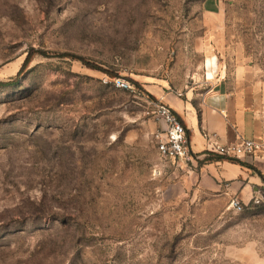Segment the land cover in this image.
<instances>
[{
    "label": "rangeland",
    "instance_id": "374dc122",
    "mask_svg": "<svg viewBox=\"0 0 264 264\" xmlns=\"http://www.w3.org/2000/svg\"><path fill=\"white\" fill-rule=\"evenodd\" d=\"M222 6L212 46L206 0H0V264H264V199L161 157L142 92L202 83L206 53L244 68L264 156V0Z\"/></svg>",
    "mask_w": 264,
    "mask_h": 264
},
{
    "label": "crops",
    "instance_id": "0c3cea01",
    "mask_svg": "<svg viewBox=\"0 0 264 264\" xmlns=\"http://www.w3.org/2000/svg\"><path fill=\"white\" fill-rule=\"evenodd\" d=\"M205 15L212 27L205 40L212 46L222 44L219 26L224 19L222 0H206ZM244 74V68L240 67L231 79L221 58L206 53L202 83L183 93L172 92L164 85L153 87L151 94L156 101L168 105L184 123L190 148L199 161L218 155L212 153L214 145L237 144L242 139L261 140L262 126L257 112L260 97L256 87L245 83ZM232 160L206 162L199 165L198 174H192L198 175L201 188L229 202L237 198L245 205L258 203L264 198V156L239 160L246 166Z\"/></svg>",
    "mask_w": 264,
    "mask_h": 264
},
{
    "label": "built area",
    "instance_id": "2783aa9c",
    "mask_svg": "<svg viewBox=\"0 0 264 264\" xmlns=\"http://www.w3.org/2000/svg\"><path fill=\"white\" fill-rule=\"evenodd\" d=\"M116 86L122 90H133L132 85L122 79L116 81ZM153 108L159 122V126L153 134L157 152L161 157L177 162L178 166L191 169L200 158L195 156L190 148V140L184 123L168 105L160 101H155ZM261 152L262 143L260 141L246 139H242L237 144L214 145L212 148V153L233 160L260 155ZM229 208L241 212L244 209V204L239 199L232 198Z\"/></svg>",
    "mask_w": 264,
    "mask_h": 264
},
{
    "label": "trees",
    "instance_id": "16d2710c",
    "mask_svg": "<svg viewBox=\"0 0 264 264\" xmlns=\"http://www.w3.org/2000/svg\"><path fill=\"white\" fill-rule=\"evenodd\" d=\"M62 57L72 58L73 60L81 61L87 67L93 68V69H97V67L95 65H92L86 59H83L81 57H74V56L69 55V54H64V55H62ZM17 82H18L17 79L15 81L7 82V83L0 82V86H11V85L17 84ZM131 82L136 88H138L139 90H142V88H141V86H140V84L138 82H135V81H131ZM142 92H144L148 96L149 99H152V100L156 101V99L151 94H149V93H147L145 91H142ZM225 159L226 158L221 156V155L209 156V157L205 158L203 161H200L199 165L202 166L206 162H216V161L225 160ZM232 161L233 162H237V163L241 164L242 166H246L245 163H242L239 160H232ZM263 179H264V177H263ZM251 204H253V203H250L247 206L249 207V206H251Z\"/></svg>",
    "mask_w": 264,
    "mask_h": 264
},
{
    "label": "water",
    "instance_id": "95a60500",
    "mask_svg": "<svg viewBox=\"0 0 264 264\" xmlns=\"http://www.w3.org/2000/svg\"><path fill=\"white\" fill-rule=\"evenodd\" d=\"M264 199V198H263Z\"/></svg>",
    "mask_w": 264,
    "mask_h": 264
}]
</instances>
